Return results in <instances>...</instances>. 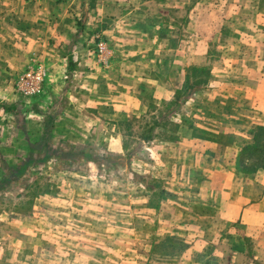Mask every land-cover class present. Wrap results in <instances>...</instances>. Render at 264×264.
<instances>
[{"label": "rangeland", "instance_id": "obj_1", "mask_svg": "<svg viewBox=\"0 0 264 264\" xmlns=\"http://www.w3.org/2000/svg\"><path fill=\"white\" fill-rule=\"evenodd\" d=\"M169 3L167 51L146 35L129 44L136 81L66 72L54 101L26 99L18 116L0 98V264H264V169L239 166L264 97L257 5H202L201 62L178 68L192 20Z\"/></svg>", "mask_w": 264, "mask_h": 264}, {"label": "crops", "instance_id": "obj_2", "mask_svg": "<svg viewBox=\"0 0 264 264\" xmlns=\"http://www.w3.org/2000/svg\"><path fill=\"white\" fill-rule=\"evenodd\" d=\"M208 1L210 0H174L184 8L188 4V19L192 20L193 28L192 62L185 63L184 58L178 59L175 65L178 68L198 66L201 62L196 53L202 36L201 7ZM228 1L231 3L234 0H223L225 3ZM251 1L257 5V25L254 32L258 37L261 36L258 50L262 52L260 56L252 57L256 61L253 66L264 68V0H246ZM169 2L170 0H0V37L4 39V36H8L7 41H10L0 45V98L4 99L7 107L11 106L6 112L18 116L22 101L30 98L34 102L35 99L46 97L48 101H54L56 94L67 86L66 72L68 75L75 72V76L83 73L85 77L89 76L99 82L104 78V81L113 78L119 84L136 81V73L129 69L139 68L140 63L129 58L130 52L134 51L129 44L139 39L143 41L142 37L146 35L152 37V43H158L161 53L167 51L169 28H172L168 19ZM204 14L207 15V12ZM220 19L223 20V17ZM95 38L97 44L99 41L104 44L102 58L97 54ZM119 54L126 57L120 58ZM157 60L156 67H169L170 61ZM241 65L246 66L245 63ZM26 68L25 72L30 69L42 71L43 81L34 80L28 87H19L21 76L25 73L22 71ZM258 75V81L264 84V72ZM140 79L142 80L141 76ZM143 81L151 82L148 77ZM110 84H113L112 81ZM252 112L254 117L245 121L246 125L251 127L254 123L257 128L264 127V97L258 109ZM261 193H264V189ZM244 206L246 207L245 201L236 206L239 218L245 216Z\"/></svg>", "mask_w": 264, "mask_h": 264}, {"label": "trees", "instance_id": "obj_3", "mask_svg": "<svg viewBox=\"0 0 264 264\" xmlns=\"http://www.w3.org/2000/svg\"><path fill=\"white\" fill-rule=\"evenodd\" d=\"M193 71L199 70V68H193ZM193 83H186V85L178 92L176 101V108L180 107V105L185 102L191 95L192 91L189 92L192 88H194ZM183 91H186V93H183ZM183 93V97L180 98L181 94ZM263 137V138H261ZM255 156V160L249 163H246L245 158L246 155ZM85 158L94 160L91 155H85ZM27 163H19L9 169V175L11 177L17 176L22 174L24 169L26 168ZM239 166L242 168V170H249L248 172H254L258 169H264V127H258L254 134H253V143L249 146L244 147L240 151V159H239Z\"/></svg>", "mask_w": 264, "mask_h": 264}, {"label": "built area", "instance_id": "obj_4", "mask_svg": "<svg viewBox=\"0 0 264 264\" xmlns=\"http://www.w3.org/2000/svg\"><path fill=\"white\" fill-rule=\"evenodd\" d=\"M104 53V44L103 42L99 41L97 44V54L99 55L100 58H102ZM43 81V73L40 70L34 71V70H28L27 72L24 73L23 76H21V80L19 83V87H28L31 85V83L34 81Z\"/></svg>", "mask_w": 264, "mask_h": 264}]
</instances>
